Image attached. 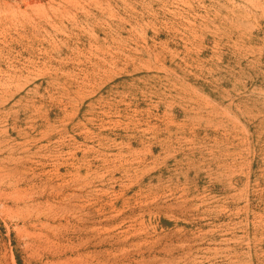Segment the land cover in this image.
<instances>
[{
    "label": "rangeland",
    "instance_id": "rangeland-1",
    "mask_svg": "<svg viewBox=\"0 0 264 264\" xmlns=\"http://www.w3.org/2000/svg\"><path fill=\"white\" fill-rule=\"evenodd\" d=\"M0 264H264V0H0Z\"/></svg>",
    "mask_w": 264,
    "mask_h": 264
}]
</instances>
